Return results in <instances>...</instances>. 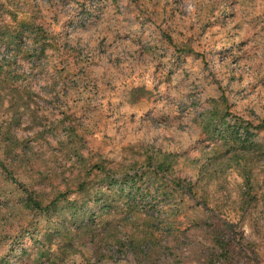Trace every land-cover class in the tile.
<instances>
[{
    "label": "rangeland",
    "instance_id": "374dc122",
    "mask_svg": "<svg viewBox=\"0 0 264 264\" xmlns=\"http://www.w3.org/2000/svg\"><path fill=\"white\" fill-rule=\"evenodd\" d=\"M0 4L34 23L36 43L47 37L43 54L19 60L16 83L30 93V109L18 121L0 109V128L28 146L21 163L7 172L0 165V264H219L201 250L213 243L214 229L231 240L237 264H264V157L251 155L246 175L233 152L215 159L209 132L212 124L229 127L247 147L264 148V0ZM165 153L173 161L165 190L173 177L198 183L194 196L179 187L172 198L185 204L176 213L177 238L157 234L150 249L143 245L147 256L138 259L111 236L94 244L69 223L71 238L50 226L51 240L43 243L41 216L34 220L39 229L27 226L32 215L18 203L24 187L50 199L59 186L72 199L86 165L103 158L151 171L156 163L148 156ZM193 213L203 221L195 224L187 217ZM56 216L51 224L69 222L67 210Z\"/></svg>",
    "mask_w": 264,
    "mask_h": 264
},
{
    "label": "trees",
    "instance_id": "16d2710c",
    "mask_svg": "<svg viewBox=\"0 0 264 264\" xmlns=\"http://www.w3.org/2000/svg\"><path fill=\"white\" fill-rule=\"evenodd\" d=\"M6 9V10H3ZM42 30V27H40ZM40 30L35 29L27 19H21L17 11L7 10L4 4H0V46L9 49L7 53H3L0 48V109H6L14 120H19V115L30 109L29 92L25 88L16 83L19 76V60L21 58H30L35 54H43L47 46V37H39L40 42L36 43L34 36L38 38ZM44 32V31H43ZM42 32V33H43ZM41 33V34H42ZM216 116V113L210 111L208 119ZM215 121V119H212ZM12 123H9L11 125ZM215 126V127H214ZM264 130V121L259 125ZM10 126H6L9 130ZM211 127L207 125V128ZM212 138L215 139L213 145L215 159L223 157L227 151L233 152L232 157L237 160L241 166L240 170L244 174H248L246 168L248 160L264 157V148L252 149L246 146L245 139L240 134H236L229 127L212 124L209 129ZM0 165L6 170H10V166H15L23 161V157L27 158L28 146L19 140L17 135L9 136V132L0 128ZM174 156V155H173ZM172 154H163L162 158L149 155L147 160L151 163L155 162L156 166L151 171L144 169H135L133 165L126 168L125 165L115 167L107 165L105 159L93 165H86L80 176L78 183L75 184L74 190L76 195L70 199V191L56 186V191L50 199L45 198L39 188L24 187L21 191V199L18 201L20 210L29 211L32 215L27 223L30 230L39 229L34 221L38 216L46 220L44 243L51 240L53 233L49 228L52 226L55 232L62 235L64 240L71 238L65 232L70 231L69 225L76 228L77 232H86L87 240L97 244L106 236L114 237L116 244L122 247L127 244V250H133L136 257L140 259L147 256L148 252H144L143 245L151 246L158 239L157 234L174 235L177 238L175 226L177 221V211L184 204V199H172L174 193L182 188L186 195L194 196L195 185L198 181L193 179L187 182V179L181 180L173 177L168 183L169 187L165 190V179L171 174ZM253 158V157H252ZM137 161L134 163L136 164ZM217 164L218 161L216 162ZM135 170L132 172V170ZM170 176V175H169ZM32 180L34 177L29 175ZM22 184V181H19ZM155 194L149 202L147 194ZM163 194L164 196H160ZM162 201L163 204L158 205V209H152L154 202ZM146 202L148 206H146ZM146 206V211H145ZM118 208L119 213L107 219L105 216L111 210ZM19 209V207H18ZM69 213V222L57 225L51 224V220L56 218L57 214ZM31 217V216H30ZM110 217V216H108ZM195 224L203 221L198 215H187ZM103 228L98 231V228ZM124 230L125 237H120L112 230L120 232ZM213 243L210 247H201L204 252L205 260L209 263L219 262V264H237L239 254L232 249L231 240H224L219 236L218 230L213 231ZM102 234V236H100ZM117 234V235H116ZM160 237V236H159ZM113 238H110V240ZM99 240V241H98ZM167 245V244H166ZM168 246V245H167ZM163 247H166L163 245ZM150 249V246H149ZM181 253V252H177ZM194 253H198L195 249Z\"/></svg>",
    "mask_w": 264,
    "mask_h": 264
}]
</instances>
